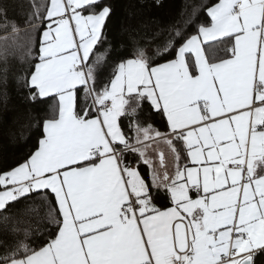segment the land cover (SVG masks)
I'll list each match as a JSON object with an SVG mask.
<instances>
[{
  "label": "snow or ice",
  "instance_id": "6c2138e0",
  "mask_svg": "<svg viewBox=\"0 0 264 264\" xmlns=\"http://www.w3.org/2000/svg\"><path fill=\"white\" fill-rule=\"evenodd\" d=\"M29 9L22 30L0 5V39L30 65L19 78L26 99L52 103L36 118L35 150L0 171V264H256L264 252V0H216L194 34L175 29L163 43L129 31L127 57L103 81L111 3L30 0ZM146 103L164 131L141 118ZM161 192L168 206L158 204ZM33 193L56 228L43 243L20 227L39 207H12Z\"/></svg>",
  "mask_w": 264,
  "mask_h": 264
},
{
  "label": "trees",
  "instance_id": "16d2710c",
  "mask_svg": "<svg viewBox=\"0 0 264 264\" xmlns=\"http://www.w3.org/2000/svg\"><path fill=\"white\" fill-rule=\"evenodd\" d=\"M105 2L112 4L113 12L107 21L108 39L99 50H103L110 42L112 52L108 56L107 64L98 73V79L101 81L109 76L113 61L127 57V50L122 49L121 44L127 43L129 31H138L147 37L158 35V39L153 43H163L175 29H180L185 36L194 34L200 23L207 22L204 8L216 0H105ZM29 3L30 0H0V5L7 8L8 16L15 19L22 30H26L27 27L26 13L30 10ZM3 35V31L0 30V37ZM32 36L38 52L39 30L33 32ZM144 42L142 40V43ZM148 47L151 50V45ZM22 57L23 54L14 49L10 41L5 51V42L0 39V171L16 166L35 150L38 138L42 135V127L37 126L36 118L42 119L47 115L48 105L52 103L49 99L47 102L33 104L26 99L28 89L19 78L30 65L23 62ZM166 58L171 59L172 56ZM149 113L150 108L146 103L141 118L144 121L150 119L157 128L164 131L165 121L155 113L150 115ZM127 159L134 161L135 158L128 155ZM139 170L147 176L148 169L145 165L141 164ZM48 194L52 199L51 206H54V197L50 192ZM157 202L159 205L168 206V198L163 192L160 193ZM26 203L39 207V211L26 213L23 216L25 223L20 227H29L35 242L43 243L49 231L54 235L56 228L48 223L46 209L42 206L37 193L31 194L28 201L21 199L12 207L23 210ZM255 259L256 264H264V252Z\"/></svg>",
  "mask_w": 264,
  "mask_h": 264
},
{
  "label": "rangeland",
  "instance_id": "374dc122",
  "mask_svg": "<svg viewBox=\"0 0 264 264\" xmlns=\"http://www.w3.org/2000/svg\"><path fill=\"white\" fill-rule=\"evenodd\" d=\"M160 151L164 153L165 161L168 165V170L170 171V168L172 167V160L170 158L169 151L165 148V146H162V144L160 145ZM149 155L152 156L157 166H159V159L157 153L155 151H150Z\"/></svg>",
  "mask_w": 264,
  "mask_h": 264
},
{
  "label": "crops",
  "instance_id": "0c3cea01",
  "mask_svg": "<svg viewBox=\"0 0 264 264\" xmlns=\"http://www.w3.org/2000/svg\"><path fill=\"white\" fill-rule=\"evenodd\" d=\"M44 29H39V33L42 32ZM162 146H165L164 144H162ZM165 148L167 149V147L165 146ZM168 150V149H167ZM172 170V167L170 168V171Z\"/></svg>",
  "mask_w": 264,
  "mask_h": 264
}]
</instances>
